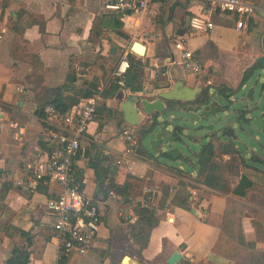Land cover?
<instances>
[{
	"label": "crops",
	"instance_id": "0c3cea01",
	"mask_svg": "<svg viewBox=\"0 0 264 264\" xmlns=\"http://www.w3.org/2000/svg\"><path fill=\"white\" fill-rule=\"evenodd\" d=\"M114 1L0 0L1 27L6 30L0 44V264H7L17 248L27 247L20 232L32 238L30 264L60 263L55 218L47 209L60 187L35 174L48 155L41 140L46 130L36 113L47 111L57 96H74V91H58L71 75L77 87L91 79L92 67L105 66L114 80L115 68L129 54L143 65L139 93L121 88L114 97H105L110 80L103 82L101 72L96 75L102 101L96 121L82 138L74 169L85 194L98 202L102 222L95 248L85 255L67 254L66 264H168L177 251L179 264H264L259 183L250 178L254 186L241 198L186 179L198 186L187 188V205L179 176L145 155L150 148L140 143V135L149 119L134 100L176 86L190 104L206 87L223 95L236 92L245 73L264 56V0H245L257 10L242 30L237 28L240 18L220 12L209 0H153L143 16L107 11L105 6ZM196 15L206 16L214 28L193 34L189 24ZM180 38L188 40L201 64L200 75L182 67L175 49ZM135 42L145 47L143 57L132 52ZM50 126L64 129L59 123ZM124 129L139 143L131 152L122 137ZM213 147L212 156L206 151L210 161L205 163H219L222 156L228 164L236 156L219 144ZM240 178L231 180L232 189ZM111 180L128 185V197L110 191ZM149 190L155 191L160 221L148 248L139 252L131 239L135 209Z\"/></svg>",
	"mask_w": 264,
	"mask_h": 264
},
{
	"label": "built area",
	"instance_id": "2783aa9c",
	"mask_svg": "<svg viewBox=\"0 0 264 264\" xmlns=\"http://www.w3.org/2000/svg\"><path fill=\"white\" fill-rule=\"evenodd\" d=\"M153 0H115L105 6L107 11L114 13H135L143 16ZM220 12L240 18L237 28H245V20L255 14L257 8L245 0H209ZM189 27L193 34H206L214 24L204 15H196L190 20ZM6 30L1 27L0 44ZM182 67L194 75L202 73V66L195 53L188 46V40L180 38L175 43ZM131 65L124 56L115 68L113 76L117 85L124 89ZM103 89H97L85 103L73 107L64 114L54 107L47 109L51 122L59 123L64 129L50 132L55 144L54 150L47 155L45 161L35 168L37 179L50 178L58 184L60 190L48 201L47 209L55 218V237L59 242L61 254L76 252L85 255L95 248L97 235L102 222V214L98 202L88 197L79 181L74 164L81 150V141L88 132L89 126L97 119L102 101ZM122 137L128 144L129 152L138 145L137 139L130 130L124 129ZM121 165L122 161H118ZM154 190L148 191V196L141 203L143 207L155 208ZM114 195V192H111Z\"/></svg>",
	"mask_w": 264,
	"mask_h": 264
},
{
	"label": "trees",
	"instance_id": "16d2710c",
	"mask_svg": "<svg viewBox=\"0 0 264 264\" xmlns=\"http://www.w3.org/2000/svg\"><path fill=\"white\" fill-rule=\"evenodd\" d=\"M127 59L129 60L131 65V69L129 70L128 77L132 76L133 80H132V84L131 85L127 84L126 88H124L123 90L125 92L139 93L140 91H142V83L144 78L143 65L140 61L133 60L130 54L127 56ZM260 68H264V67L255 63V65L245 73L242 84L240 85L238 90L250 80L254 70ZM98 72H101L100 76L103 82H108L110 80L112 73L107 71L105 66L92 67L91 79L87 78V81H85L82 85L77 87L74 86V83H76L77 79L75 78L74 75L73 76L71 75L68 78V83L65 86L58 89V91L60 92L74 91L75 92L74 96L73 97L63 96L61 98L57 96L50 105L54 107L56 110L66 114L70 112L73 109V107L85 103L93 96V90L97 89V84H95V80L98 78V76H96ZM108 90L109 91L107 94H105V97H110V96L114 97L115 94L119 90H121V88L117 85L116 80L114 79V80H110V87ZM225 95H229V94H225ZM148 97L152 98L150 96ZM36 116L46 130V133L43 134V138L41 140L46 147V153L50 154L55 148V144L52 140V136L50 135V132L57 131V129H54L53 127L50 126L51 121L45 109L38 111L36 113ZM148 126L149 124L141 131L140 143L144 141L145 132ZM206 151L212 156L214 153V147L212 145H208L206 147ZM145 155L148 158L155 159L154 156L148 152H145ZM180 160H183L184 163L187 165L186 166L187 171H183L178 167H172L168 165L167 162L161 163L158 159L155 160V162L164 167H167L169 171H173L176 175L184 176L186 179H188L191 182L200 183L209 188L221 190L225 193L233 194L241 198L246 197L247 192L250 189H252L254 186V182L248 176L242 175L239 184L234 189L231 188L230 181L228 180L227 175L230 172H233L234 169H238L240 165L243 166L245 165L243 158H240L237 155L233 156L232 160L228 164H224V165L215 162L214 160H212L209 163H199V162L194 163L191 159L190 160L185 159L184 157L180 158ZM194 171H197L196 177L192 176ZM187 187H190V185H188ZM99 188H103V184H100ZM191 188L194 187L192 186ZM109 190L114 191L115 193H119L124 197H128V185L118 186L117 184H115L114 181L111 180ZM180 195L184 198L185 203L188 205L189 203L188 200L190 195L188 193L184 194V192L180 193ZM164 207L166 206H162L161 208L163 209ZM135 214L137 216V220L132 230L131 239L133 241V244L137 247L138 251L143 252L149 246L151 234L159 224L160 217L158 216V211L155 208L143 207L141 204H138L136 206ZM20 233L23 237L27 238V247L17 248L15 254L13 255V257H11L8 260L7 264H30L31 253L29 251V248L32 246V238L29 233H25V232H20ZM66 260H67L66 255L62 254L61 261L59 264H66Z\"/></svg>",
	"mask_w": 264,
	"mask_h": 264
},
{
	"label": "water",
	"instance_id": "95a60500",
	"mask_svg": "<svg viewBox=\"0 0 264 264\" xmlns=\"http://www.w3.org/2000/svg\"><path fill=\"white\" fill-rule=\"evenodd\" d=\"M132 52L143 57L145 55V47L141 43L135 42L132 46ZM256 63L264 67V56L258 58ZM132 80L133 77L129 76L127 78V84L131 85ZM248 82L236 92L239 93L245 89ZM178 88L179 86H176L174 90L169 92L156 93L152 96L155 97L153 100L149 98L142 100L134 98L136 103L141 105L143 114L149 119V126L145 132L143 143L150 148L148 153L152 154L156 159L163 160L167 163H174L184 157L185 159H191L194 163H205L210 161V158L205 154L208 145L215 146V144H220L230 139L235 143L238 141V136L236 135L238 131L243 132V134L247 131L243 128L244 125L262 124L263 120L259 118L256 120V116H254L258 108L254 110L242 106V104H245V99L240 101L241 104L238 103L240 107L232 109L234 102L231 101V97L234 93L224 95L227 100L231 101L232 105L221 106L215 101L211 93L212 89H207L196 108L192 106L185 108L188 101L179 96ZM253 94L254 89H250L247 99L254 101ZM210 107L212 108L207 111ZM174 113H194L200 115L199 121L206 124L204 129L208 131V134L202 138L187 136L182 126L172 125L171 120L173 119L172 116ZM170 114H172L170 118H166ZM220 115H223V118L218 119ZM213 120L215 121L213 122ZM187 138H192L191 142L195 147H198V151L186 145L185 140ZM176 144L188 148L190 154L184 155L175 146ZM227 147L224 146V148ZM234 153H237V150H234ZM180 161L184 163L183 160ZM192 213H195L194 209H192ZM181 260L182 256L177 251L171 256L168 264H179Z\"/></svg>",
	"mask_w": 264,
	"mask_h": 264
},
{
	"label": "rangeland",
	"instance_id": "374dc122",
	"mask_svg": "<svg viewBox=\"0 0 264 264\" xmlns=\"http://www.w3.org/2000/svg\"><path fill=\"white\" fill-rule=\"evenodd\" d=\"M226 88V87H225ZM212 95L215 99V101L221 105L231 106V101H233V107L232 109L240 107L239 104L242 99H245V104L242 106H246V108L256 109L258 108V111L254 114L257 118L263 120L262 124L256 125L252 124L250 126L244 125L243 128L247 131L245 134L243 132L238 131L236 134L238 136V141H236L234 144L237 146V149L242 153V155L246 158V161L248 164L252 166H256L258 168H253L250 166H243L240 165L238 169H234L233 172H230L227 176L230 177V183L231 180L237 181L239 177L242 175L248 176L249 178L255 179L257 181L256 183H259V186L261 187V191L259 193V199L264 203V172H262L260 169H262L261 164L259 163V160H251V156L255 154L256 156H259L258 158H262L264 160V68H260L257 70H254L247 86L245 89H243L241 92L237 93L234 92V95L231 97V101L227 100L222 93H219L215 88H211ZM227 89V88H226ZM250 89H254V101H250L247 99V95L250 91ZM228 90V89H227ZM239 103V104H238ZM172 114L167 115L166 118H170ZM172 125H180L184 128L185 134L187 136H191L194 138H202L204 135L208 134V131L204 129L205 123L202 121H199L200 115L189 113H174L173 114ZM223 118V115H220L218 119ZM196 121V123H195ZM215 120H213L214 122ZM242 128V127H241ZM192 138H187L185 140L186 145L191 148L198 151V147H195L194 144L191 142ZM180 149L181 152H183L184 155H189L190 152L188 151V148L182 145H175ZM254 155V156H255ZM222 156L219 157V163L223 164ZM239 160V159H237ZM163 162V160H161ZM237 163V162H236ZM235 163V164H236ZM172 165H175L176 167L183 166L186 167V164L182 161H175ZM238 174V175H237ZM179 176V187L180 192H184V194H187V186L190 185V187L198 188V186L193 185L192 183L186 181V178L184 176ZM188 184V185H187ZM263 196L261 197V195Z\"/></svg>",
	"mask_w": 264,
	"mask_h": 264
},
{
	"label": "flooded vegetation",
	"instance_id": "af4514ba",
	"mask_svg": "<svg viewBox=\"0 0 264 264\" xmlns=\"http://www.w3.org/2000/svg\"><path fill=\"white\" fill-rule=\"evenodd\" d=\"M207 89H211L210 87H206L204 92L207 90ZM203 92V94L201 96H199V98L194 102V104H190V103H186L187 106L185 108H187L188 106H192L193 108H196L197 105H199V103L201 102V98H203V95L205 94ZM212 107H210L209 109H207V111H209ZM219 146L221 147V150L222 151H231V152H234V150H237V153H235L238 157L240 158H243L244 162H245V166H250V167H253V168H258L256 166H252L250 164L247 163L246 161V158L242 155V153L239 151V149H237V146L234 144L233 140H227V141H224L223 143H220ZM224 146H228L227 148H224ZM255 154H253L251 156V160L254 161V160H259V163L261 164L262 166V169H260L262 172H264V160L262 158H258L259 156H254ZM199 163H202V162H199ZM223 164H226V163H223ZM199 165V164H198Z\"/></svg>",
	"mask_w": 264,
	"mask_h": 264
}]
</instances>
